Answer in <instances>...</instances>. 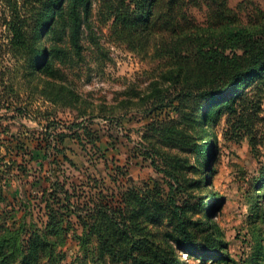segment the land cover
I'll return each mask as SVG.
<instances>
[{"label": "rangeland", "instance_id": "rangeland-1", "mask_svg": "<svg viewBox=\"0 0 264 264\" xmlns=\"http://www.w3.org/2000/svg\"><path fill=\"white\" fill-rule=\"evenodd\" d=\"M157 1L162 2L158 18L131 28L123 25L127 13L119 0H92L83 59L63 67L64 76L53 77L34 71L26 49L10 47L5 21L12 13L0 0V242L5 236L1 245L10 264H18L29 237L35 242L32 264H131L118 251L127 242L104 233L106 221L97 212L90 216L88 208L102 200L109 211L119 187L134 195L158 178L145 153L159 146L151 124L176 113L170 103H148L153 82L169 86L165 76L181 65L196 71L187 56L195 52L198 62L207 45L216 44L212 40L218 34L210 30L223 21L217 10L250 24L264 15V0H177L172 7L168 0ZM175 27L180 33L172 31ZM188 28L192 34L185 37L181 29ZM40 30L37 40H55L53 33L47 38ZM182 40L210 42L191 53ZM202 47L204 53L197 52ZM168 89L175 92L172 85ZM247 93L264 118V76L252 80ZM195 125L203 141L206 133ZM210 126L214 155L207 174L199 168L191 175L198 181L190 189L189 213L199 223L213 220L216 238L225 242L217 254L226 257L217 261L218 255L179 252L180 259L185 264H264V119L251 136L234 133L224 115ZM18 146H24L19 154ZM55 192L67 210L50 220L46 204ZM199 200L201 206L195 207ZM215 203L219 207L213 211ZM146 224L139 235L147 244H164L166 222ZM108 238L114 253L107 249Z\"/></svg>", "mask_w": 264, "mask_h": 264}, {"label": "trees", "instance_id": "trees-1", "mask_svg": "<svg viewBox=\"0 0 264 264\" xmlns=\"http://www.w3.org/2000/svg\"><path fill=\"white\" fill-rule=\"evenodd\" d=\"M119 1L127 13L126 18H123V25L126 27H135L137 22L141 26H144L143 22L152 23L162 12V2L157 0ZM176 1L168 0L169 6ZM214 1L217 3V0ZM5 2L12 13L11 18L5 21L9 30L10 47L26 49L31 55L34 71L62 77L65 75L63 67L69 68L83 59L84 26L89 25L92 0ZM19 7L24 11L22 16L19 15ZM171 7L170 14L173 15ZM214 7L216 8V4ZM216 14L223 20L219 28L210 30L218 34L212 40L216 44L207 45L209 50L206 53L202 51L204 47L199 48L197 52L204 54L198 62L195 61V52L187 56L194 62L196 71L181 65L178 71L165 76L175 92L171 93L169 86L163 88L158 85L156 80L151 87L148 103L151 106L154 103H170L176 113V117L151 124L153 132L159 138V146L146 148L145 153L150 157L151 166L158 178L153 180L151 187L146 185L145 188H139L134 195L127 194L119 187L115 204L109 211V206H105L102 200L88 208L92 210L90 216L97 212L106 221L104 233H109L111 239L117 235L127 242V246L120 247L118 251L124 258H129L131 264H185L180 259L179 252L203 257L218 255L215 258L217 261L226 257L225 253L217 254L218 246L225 242H219L216 238L213 220L209 218L208 222L200 220L199 223L191 218L190 189L194 181H198H193L191 175L199 168L204 174L208 173L207 166L215 148L214 134L209 131L211 123L224 115L227 124L231 123L234 133L240 136L248 133L251 136L258 122L264 119L259 116V103L250 100L247 93L252 80L264 76V15L250 24L224 17L220 10ZM147 15L149 17L143 19ZM32 22L38 23L37 29ZM161 27L163 28L162 25ZM177 29L175 27L172 31L180 33ZM37 30L44 31L47 38L53 33L55 40H37ZM181 34L186 37L192 34V30L181 29ZM195 36L198 37L199 34ZM203 41L182 40L181 46L192 53L195 46L203 45ZM35 43H43L44 47L40 49L39 46H33ZM227 50L229 51L226 52ZM195 124H199L206 133L203 141L195 133ZM76 135L79 136V132ZM23 147L18 146L16 153L19 154ZM24 155L25 153L21 154L23 157ZM203 163L204 166H201ZM21 164L17 165L23 171ZM56 196L55 192L52 200H47L46 209L50 220L63 216V210H67V206L59 204L62 200ZM65 199L71 203L68 194ZM193 205L200 207L201 201H196ZM218 207L219 203H215L213 211ZM146 222H166L168 229L164 244L148 245V240L139 235L145 229ZM6 241L4 236L0 242V264H10L1 245ZM109 242L110 238L107 240V249L114 253ZM33 243L35 242L31 237L22 243V255L18 264H32L28 260L34 250ZM37 249L42 248L38 246Z\"/></svg>", "mask_w": 264, "mask_h": 264}]
</instances>
